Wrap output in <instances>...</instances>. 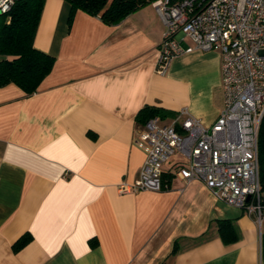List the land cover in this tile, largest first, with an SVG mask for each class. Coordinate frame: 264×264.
I'll return each instance as SVG.
<instances>
[{
    "label": "crops",
    "instance_id": "1",
    "mask_svg": "<svg viewBox=\"0 0 264 264\" xmlns=\"http://www.w3.org/2000/svg\"><path fill=\"white\" fill-rule=\"evenodd\" d=\"M69 10L44 1L33 44L55 61L37 89L0 86V264H264V217L178 177L179 155L162 190L117 189L145 159L143 107L172 112L166 121L182 109L205 125L219 116L220 53L191 49L159 74L153 1L114 25L80 9L69 24ZM217 220L238 238L223 242Z\"/></svg>",
    "mask_w": 264,
    "mask_h": 264
},
{
    "label": "built area",
    "instance_id": "2",
    "mask_svg": "<svg viewBox=\"0 0 264 264\" xmlns=\"http://www.w3.org/2000/svg\"><path fill=\"white\" fill-rule=\"evenodd\" d=\"M13 0H0V12ZM164 31L156 72L191 49L221 55L223 107L210 125L186 109L167 121L149 118L134 143L145 154L139 176L120 193L160 191L165 163L179 155L175 174L199 180L227 205L260 222L258 131L264 115V0H153ZM191 42L192 47L186 42Z\"/></svg>",
    "mask_w": 264,
    "mask_h": 264
},
{
    "label": "trees",
    "instance_id": "3",
    "mask_svg": "<svg viewBox=\"0 0 264 264\" xmlns=\"http://www.w3.org/2000/svg\"><path fill=\"white\" fill-rule=\"evenodd\" d=\"M45 0H13L10 9L0 13V86L17 85L26 94L33 93L51 71L55 57L34 47L33 41ZM70 5L68 23L80 9L98 16L104 23L114 25L141 6L153 0H65ZM160 108L145 106L137 120L145 123L149 118L172 116ZM258 162L261 203L264 205V115L258 131ZM217 231L225 243L238 236L228 220L216 221ZM26 237L17 241L23 244Z\"/></svg>",
    "mask_w": 264,
    "mask_h": 264
},
{
    "label": "rangeland",
    "instance_id": "4",
    "mask_svg": "<svg viewBox=\"0 0 264 264\" xmlns=\"http://www.w3.org/2000/svg\"><path fill=\"white\" fill-rule=\"evenodd\" d=\"M219 92L222 93V88L219 90H217V95H219Z\"/></svg>",
    "mask_w": 264,
    "mask_h": 264
},
{
    "label": "water",
    "instance_id": "5",
    "mask_svg": "<svg viewBox=\"0 0 264 264\" xmlns=\"http://www.w3.org/2000/svg\"><path fill=\"white\" fill-rule=\"evenodd\" d=\"M1 13V12H0Z\"/></svg>",
    "mask_w": 264,
    "mask_h": 264
}]
</instances>
